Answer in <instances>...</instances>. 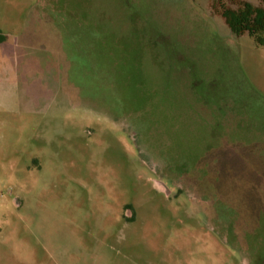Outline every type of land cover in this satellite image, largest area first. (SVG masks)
Returning <instances> with one entry per match:
<instances>
[{
	"label": "rangeland",
	"instance_id": "rangeland-1",
	"mask_svg": "<svg viewBox=\"0 0 264 264\" xmlns=\"http://www.w3.org/2000/svg\"><path fill=\"white\" fill-rule=\"evenodd\" d=\"M212 1L0 0V264H264V45Z\"/></svg>",
	"mask_w": 264,
	"mask_h": 264
},
{
	"label": "trees",
	"instance_id": "trees-1",
	"mask_svg": "<svg viewBox=\"0 0 264 264\" xmlns=\"http://www.w3.org/2000/svg\"><path fill=\"white\" fill-rule=\"evenodd\" d=\"M212 8L223 17L234 34L248 33L256 44L264 45V5H254L247 0H213ZM5 40L6 35L0 32V42ZM236 233L241 243H245L244 233Z\"/></svg>",
	"mask_w": 264,
	"mask_h": 264
}]
</instances>
